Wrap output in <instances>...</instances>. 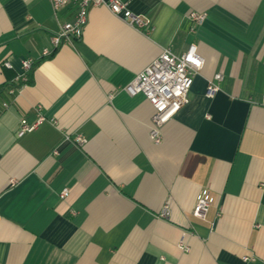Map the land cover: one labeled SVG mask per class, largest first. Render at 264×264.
<instances>
[{
	"label": "crops",
	"instance_id": "obj_1",
	"mask_svg": "<svg viewBox=\"0 0 264 264\" xmlns=\"http://www.w3.org/2000/svg\"><path fill=\"white\" fill-rule=\"evenodd\" d=\"M122 1L149 32L95 6L81 38L53 48L74 4L0 0V264H264V0ZM189 10L206 13L193 31ZM191 42L203 66L154 144L153 107L122 87ZM37 105L47 119L17 136ZM202 188L205 220L191 213Z\"/></svg>",
	"mask_w": 264,
	"mask_h": 264
},
{
	"label": "built area",
	"instance_id": "obj_2",
	"mask_svg": "<svg viewBox=\"0 0 264 264\" xmlns=\"http://www.w3.org/2000/svg\"><path fill=\"white\" fill-rule=\"evenodd\" d=\"M54 15L65 6L74 4L76 13L72 21L64 22L60 25L58 32L51 37L53 48H57L62 42H72L82 36L87 22L88 11L91 7L104 6L111 13L121 18L129 26L149 32L150 20L131 11L127 3L122 0H49ZM187 17L191 22L190 30L193 31L197 24H200L205 18L206 13L197 10H189ZM50 51L43 49L42 54L47 55ZM32 64L31 58L21 60V71L17 80L21 81L19 87L10 86L8 92L15 94L17 90L27 84L28 70ZM6 67H11L8 60L4 62ZM203 58L197 51V45L191 42L187 48L180 54L173 53L169 48H165L161 53L147 64L139 73H137L130 82L122 89L129 95L142 94L153 107V113L150 118L149 137L154 144L161 143V127L173 117L180 108L188 101V92L195 74L202 68ZM223 76L221 73H215L213 78L208 80L206 85L207 96H212L219 89V82ZM260 103L264 105V96ZM6 106L7 103L3 102ZM36 119L33 122H27L21 119L16 131L17 136H21L36 128L47 118L40 112V106L36 108ZM54 122V120H51ZM78 145L86 142L84 136L76 134L71 138ZM67 194V188L59 192L60 197ZM213 197L207 188H202L196 195L191 213L193 216L202 220L206 219L207 212L212 204ZM170 210L165 205L158 214L160 217L167 218ZM179 248L188 250L189 247L182 240L178 243ZM245 259H248L245 257Z\"/></svg>",
	"mask_w": 264,
	"mask_h": 264
},
{
	"label": "trees",
	"instance_id": "obj_3",
	"mask_svg": "<svg viewBox=\"0 0 264 264\" xmlns=\"http://www.w3.org/2000/svg\"><path fill=\"white\" fill-rule=\"evenodd\" d=\"M31 67H32V64H31ZM30 82V78L28 77V80H27V83H29ZM22 82L21 81H19V83L17 84H15V86H18V85H20ZM11 85H13V84H11Z\"/></svg>",
	"mask_w": 264,
	"mask_h": 264
}]
</instances>
